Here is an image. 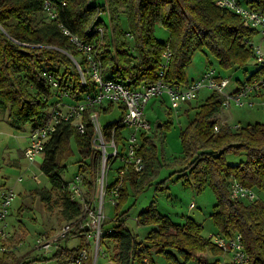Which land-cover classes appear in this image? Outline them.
Wrapping results in <instances>:
<instances>
[{"label": "trees", "instance_id": "16d2710c", "mask_svg": "<svg viewBox=\"0 0 264 264\" xmlns=\"http://www.w3.org/2000/svg\"><path fill=\"white\" fill-rule=\"evenodd\" d=\"M51 1L63 26L86 42L95 43L102 77L133 90L157 80L165 43H169L172 56L163 82L170 86H188L186 70L196 52L204 53L208 67L213 61L217 64L216 72L221 78H224L221 71L244 70L250 61L253 62L245 41L252 39L256 32L244 27L234 13L216 7L214 0ZM120 7L125 9V32L119 25ZM253 8L264 12V0H258ZM107 10L110 28L104 20ZM157 23L169 31L166 41L155 37ZM98 29H101V35ZM127 36L132 38V44L127 42ZM69 55L78 59L79 52L43 12L42 0H0V113L7 114L13 128L43 126L49 117L48 108L57 96L62 101L56 103L71 99L75 104L87 92L95 91L94 84L89 81L86 87L81 86L79 73ZM255 66L246 82L264 74V67ZM49 77L55 80L56 89L52 88ZM63 92L68 97L63 98ZM113 108L108 105L99 111L111 112ZM192 109H195L192 119L180 132L183 153L189 160L179 171L178 178H184V183L196 192L209 186L216 198L210 214L215 233L225 237L241 234L251 264H264V200L235 201L229 196L232 179L252 188L258 195H264V123L236 125V129L221 123L222 96L216 93L197 109ZM93 110L87 109L84 114V134H79L70 124H61L44 146L40 171L46 177L49 189H37L33 195L38 196L48 209L58 207L59 217L64 222L77 218L82 212L81 206L71 202L63 188L66 181L62 175L72 154L71 142L81 156L76 162L79 172L86 168L89 174L90 168L96 165L94 129L88 119ZM116 123L102 127L104 136H109ZM218 125L215 132L214 127ZM124 133L122 127L114 131L118 143ZM142 139L140 154L147 163L156 160L153 138ZM84 156L87 159H83ZM228 156L236 158V162H228ZM148 165L139 175L128 174L115 206L114 220L104 230V243L112 242V264H143L144 259L152 264L153 254L176 261L170 251L176 252L184 261L198 258L199 264H221L218 260L204 262L198 257L208 252L216 258L225 254L201 235L200 224L191 218L182 224L175 223L167 215L160 214L153 202L135 218L138 227L149 228L144 237H138L126 226L127 211H119L127 202L128 185H136L138 193L142 192ZM136 177H141L139 182L133 181ZM84 181L89 191L91 180L85 178ZM105 224L104 221L103 228ZM74 237L81 238V232L72 233L63 242ZM69 253L64 247L49 257L17 256L12 252L0 255V264H67L64 260ZM91 263L90 258L86 264Z\"/></svg>", "mask_w": 264, "mask_h": 264}, {"label": "built area", "instance_id": "2783aa9c", "mask_svg": "<svg viewBox=\"0 0 264 264\" xmlns=\"http://www.w3.org/2000/svg\"><path fill=\"white\" fill-rule=\"evenodd\" d=\"M258 0H214L216 7L230 11L237 15L243 26L254 30L256 34L264 37V12L253 8ZM43 12L56 23L61 33L68 38L70 44L79 52L78 59L69 57L79 73L80 84L86 87L88 81L94 84V92H87L83 99L75 104L60 103L50 111L48 120L43 126L32 129L29 134V144L24 151V157L29 163H34L39 156L44 155V146L56 128L61 124H70L76 128L79 134L85 133L83 120L87 109H95L88 114V119L94 129V147L97 150L98 170H90L89 174L78 173L63 185L69 200L81 206V214L64 222L54 233L46 238L36 240L35 251L48 254L61 250L63 241L74 232H81L82 245L70 264H86L90 258L97 260L106 253L101 249V238L104 234L103 204L106 196L116 206L120 192L128 174H141L147 165L140 154V138L148 137L152 131L151 124L147 121L144 109L146 104L163 95L168 97L171 108L176 109L181 104H186L196 99L203 88L222 96V107L229 108L231 103L238 106L253 107V98H259L264 93V74L254 78L250 82H244L235 91L227 92L228 78H221L214 68L208 67L197 79L191 81L188 86H170L163 82V75L168 68L172 52L169 43L163 46L159 61L158 78L153 84L141 86L139 89H131L123 83L104 79L101 74V61L95 49V43L86 42L82 38L72 34L68 28L59 21L51 0H42ZM99 35L101 29H98ZM251 52L254 64L264 67V50L254 43L252 39L245 41ZM53 89L56 82L48 78ZM63 98L68 97L62 93ZM253 97V98H252ZM113 105L121 111V117L111 130L109 136H104L102 126L99 123L100 108ZM264 107V102L261 103ZM107 114L109 112H106ZM104 113V114H106ZM124 128L120 143L116 141L114 131ZM237 127L234 126L233 129ZM218 130L217 127L214 129ZM120 161L116 169L115 179L109 181L108 172L115 161ZM85 178L92 180V190L88 191ZM38 183V178L34 177ZM21 179H18L20 182ZM229 196L231 200L255 202L260 200L258 194L250 187L244 186L236 179L229 182ZM0 255L14 252L15 246L8 230L7 218L9 209L15 200L16 194L11 189L5 190L0 195ZM193 205L191 204V207ZM111 232V230H108ZM208 240L217 248L227 253L232 264H251L249 255L245 252L241 234L234 233L225 237L215 233ZM90 248L92 252H90ZM148 264L147 260L142 261Z\"/></svg>", "mask_w": 264, "mask_h": 264}, {"label": "rangeland", "instance_id": "374dc122", "mask_svg": "<svg viewBox=\"0 0 264 264\" xmlns=\"http://www.w3.org/2000/svg\"><path fill=\"white\" fill-rule=\"evenodd\" d=\"M124 10V7L119 8V25L123 32L127 31L126 18L123 16ZM104 20L105 24L110 28L111 24L108 18V10ZM154 35L159 41H166L169 36V31L158 23L154 26ZM253 38H255L254 42L257 43L256 41L261 39V36L255 34ZM126 39L129 44L133 43L132 38L129 36H127ZM260 45L264 48V43H261ZM206 63L207 58L203 52H196L194 54L189 66V68H196L195 73L193 72V77H195L201 69H204ZM211 67L215 70L218 68L214 61ZM255 67L254 62L250 61L244 70L237 69L231 72L221 71L220 74H222V77L228 78L230 84L233 85L237 79L240 82H245L249 74L255 70ZM58 69L60 72L63 71L62 68ZM231 85H229L227 89L228 91L232 88ZM212 93L213 92L211 90L203 88L196 99L191 102L189 113L185 112V110L189 108V104H182L176 109L171 108L166 95H163L162 98L164 102L162 101V103L160 102L161 99H152L146 104L144 114L147 121L152 126L151 133L153 136V143L156 146L158 154L157 172H155V162L152 168L147 167V172L150 175L146 176L142 182L141 186L145 188L142 192L138 193L139 188L136 185H129L128 194H131V196L119 211V213L127 211L125 214L126 226L133 230L138 237H144L149 228L142 226L138 227L135 221L136 215L152 202L155 204L156 209L160 214L167 215L175 223L182 224L188 218L194 219L202 226L201 235L205 239H208L210 235L215 234L216 230L213 227L210 218V214L213 212V207L216 203L214 192L209 186H205L200 192H196L184 183V178H178L180 176L179 171L185 167L189 160L187 155L183 153L180 132L185 129L195 113V109H192V107L197 109V107L202 105ZM58 100L62 101L61 97L57 96L56 100H53L52 106L50 105L48 110L51 111L53 108L57 107L60 104L58 103ZM56 101L58 102L56 103ZM63 102L67 105L74 103L71 99L64 100ZM252 102L253 107L250 108L246 106L240 107L234 103H231L229 108H222V112L228 120L227 125L234 126L236 124L240 127H244L255 123H264V107L261 106V103L264 102V93H261L260 97ZM229 113H231L230 119H228ZM1 114L5 115L6 113ZM121 116V111L117 107H114L108 114L100 113L98 119L100 125L103 127L106 124L117 122ZM158 124L162 125V127L158 128ZM30 127V125L23 126L21 132L28 133ZM15 144L16 142H14V145ZM71 145L72 154L68 158L67 170L62 175V178L65 181L72 179L75 175L80 173L76 162L80 161L81 156L78 153L75 144L71 142ZM6 157L5 160H7ZM83 159L87 158L84 156ZM227 160L230 163L236 162V158L231 156H228ZM36 162L38 163L31 165L24 159H20V167H8L2 171H6V177H8L7 180L9 181L8 182L5 179L6 183L13 184L18 178L22 179L17 187L18 194H16V198L9 209V215L7 218L8 230L12 227V230L14 231L11 235V240L15 246L14 253L17 256H37L34 249L36 240L46 238V236L51 235L64 222L59 217L58 207H54L52 209L45 207L44 213L41 210L42 204L38 199H34V195L24 196L23 191L26 186L31 189H37L43 186L48 187L47 179L39 168L42 161L36 160ZM97 163L98 162H96L95 166L90 168L91 171L98 170ZM148 164H150V162H148L147 165ZM119 165L120 161L118 160L113 163L111 170L108 172L109 181H113L115 179L116 169ZM85 170L87 169L85 168ZM85 170L83 168L81 173L87 174ZM34 177L38 178L39 184L35 182ZM163 187L165 189H163ZM5 190L2 188L0 195ZM91 190L92 185L90 186V191ZM258 197L264 200V195H258ZM25 198H27L30 203L28 207H24L26 205ZM31 199L34 202L31 203ZM191 204L193 205L192 207ZM22 205L24 206L22 207ZM19 208L20 210L18 211ZM103 213L105 216L104 221L106 222L105 227L103 228L104 231L106 228L110 227L115 217V206L111 203L109 196L105 197ZM43 228H45V232H43ZM103 240L104 238L102 236L101 249L106 252L107 255L104 257L100 255L95 262L94 259L91 258V264H112V260L110 258L112 256V242L106 241L108 242L107 246L106 242L104 243ZM82 241L83 240L76 237L70 240L68 246L71 247L73 245L83 243ZM30 249L35 253L33 251L28 253V250ZM90 252H92L91 248ZM41 255L49 257L53 255V253H41ZM205 255L206 256H204V254H199L198 257L204 262H215L216 260H218L221 264L231 262L230 257L227 254H219L217 255V258L212 256L210 252ZM67 258L69 259V257H66V260H64L65 262H67ZM197 259L198 258H193L191 260L184 261L181 257H179V263H176L177 261L167 260L164 257L159 258L157 255L152 257L153 264H199ZM49 264H55V262H50Z\"/></svg>", "mask_w": 264, "mask_h": 264}, {"label": "crops", "instance_id": "0c3cea01", "mask_svg": "<svg viewBox=\"0 0 264 264\" xmlns=\"http://www.w3.org/2000/svg\"><path fill=\"white\" fill-rule=\"evenodd\" d=\"M97 2L98 3H102V0H97ZM158 24V23H157ZM256 38V37H255ZM255 38H253L252 40L254 41V39ZM259 41V42H258ZM257 43L256 44H258V45H260L261 43H264V37H261V39H259V40H257L256 41ZM255 43V42H254ZM261 46V45H260ZM262 48V47H261ZM262 50H264V48H262ZM194 56V55H193ZM208 68V65H207V63L205 64V66H204V69H201V71H199L198 73H197V75L195 76V77H193V74L195 73V71H196V68H188L187 70H186V76H187V79L189 80V82H191V81H193V80H195L196 78H198L206 69ZM194 72V73H193ZM226 72H231V71H226ZM222 75V74H221ZM231 76V75H230ZM237 82V83H236ZM236 82H234V84L233 85H231L230 83H229V85H231L232 86V88L230 89V91L229 92H233V91H235L240 85H242V83H244V82H240L238 79H237V81ZM163 97V96H162ZM162 97H160V98H156V99H161L160 100V102L162 103V101L164 102V100H163V98ZM253 98V97H252ZM256 99H258V98H253V100H256ZM169 101V100H168ZM182 105V104H181ZM183 105H185V104H183ZM188 105V104H187ZM189 110H190V104H189V108H188ZM188 109H186L185 110V112L186 113H189L190 111L188 110ZM223 110V109H222ZM222 110H221V112H220V114H219V118H220V121H221V123H226L227 124V122H228V120H227V117L223 114V112H222ZM8 116H7V114H5V115H2L1 113H0V191H1V189L3 188L4 190L6 189V190H8V189H11V190H13L14 191V194H18V192H17V187H18V185L20 184V182L22 181V179L21 178H18V179H21V181L20 182H18V179L17 180H15L14 181V183L13 184H11V183H6L5 182V179L7 180V178L8 177H6V171L5 172H2L4 169H6V168H8V167H14V166H17V167H20L21 166V163H19V160L21 159V160H25V158H24V150L26 149V147L28 146V144H29V133H30V131H31V127H30V130L28 131V133H22L21 132V129H22V127H20V128H13L11 125H10V123H9V120H8V118H7ZM231 118V113H229V117H228V119H230ZM234 126H236V124L234 125ZM237 126H239V125H237ZM157 127L158 128H160V127H162V125H160V124H158L157 125ZM149 138H153V136L151 135V136H149ZM14 142H16V144L14 145ZM142 142H143V139H141L140 138V146L142 145ZM6 155H7V157H6ZM5 157L7 158V160H5ZM37 160H39V161H42L43 160V157L42 156H39L38 157V159ZM26 161V160H25ZM150 162V164L148 165V167L149 168H152V166H154V162H155V165L156 166H154L155 167V172H157V164H158V154H157V159L156 160H152V161H149ZM35 163H38V162H34L33 164H35ZM42 163V162H41ZM32 165V164H31ZM41 165V164H40ZM40 165H39V168H40ZM160 165V164H159ZM26 170V169H25ZM146 174H147V176L148 175H150L148 172H146ZM140 178L141 177H136L133 181H135L136 180V182H139L140 181ZM8 181V180H7ZM9 182V181H8ZM36 182V181H35ZM48 182V181H47ZM37 183V182H36ZM11 184V185H10ZM37 184H39V181H38V183ZM42 184V183H41ZM128 187H130L129 185H128ZM41 188H47V189H49V184H48V187H45V186H43V187H41ZM41 188H37V189H41ZM37 189H31V188H29V187H25V190L23 191V193H24V196L25 195H31V196H33V194H34V192L37 190ZM163 189H165L164 187H163ZM20 195V194H19ZM130 196H131V194H128V199L130 198ZM34 197V199H38L39 200V202L42 204L41 205V210L45 213V205H44V203L39 199V197L38 196H33ZM16 198V197H15ZM26 199V205L24 206V205H22V207L24 206V207H28V205H30V203H29V201L27 200V198H25ZM128 199H127V201H128ZM119 200V199H118ZM32 202H34L32 199H31V203ZM21 208V207H20ZM20 208L18 209V211L20 210ZM18 211H17V215H18ZM64 223V222H63ZM62 223V224H63ZM61 224V225H62ZM10 227V226H9ZM9 231H10V233H11V235L13 234V230H12V227L11 228H9ZM43 232H45V228H43ZM42 233V232H41ZM49 236V235H48ZM47 237V236H46ZM74 238H76V237H74ZM74 238H71V239H74ZM70 239V240H71ZM81 239V238H80ZM70 240L68 241V242H63L62 243V245H61V247L63 248H67L69 251H70V253H69V255L67 256V257H69V259L67 258V264H70V262L72 261V259L74 258V256L76 255V253H77V251H78V248H79V246L82 244V243H80V244H77V245H73V246H71V247H69L68 246V244H69V242H70ZM33 250H28V253H30V252H32ZM34 252V251H33ZM36 252V254L37 255H39V256H41V253H39V252H37V251H35ZM34 252V253H35ZM174 256H175V258H176V263H179V260H178V255H177V253L176 252H174V251H170ZM225 254H227V253H225ZM35 255V254H34ZM154 255H157V254H153V256ZM201 255V254H200ZM228 255V254H227ZM19 256V255H18ZM45 256V255H44ZM152 256V257H153ZM159 258L160 257H163L162 255H157ZM199 256V255H198ZM204 256H206V255H204ZM229 256V255H228ZM45 257H47V256H45ZM66 260V259H65ZM197 261H198V259H197ZM230 261H231V259H230ZM229 263H231V262H229ZM152 264H153V260H152Z\"/></svg>", "mask_w": 264, "mask_h": 264}, {"label": "bare ground", "instance_id": "6f19581e", "mask_svg": "<svg viewBox=\"0 0 264 264\" xmlns=\"http://www.w3.org/2000/svg\"><path fill=\"white\" fill-rule=\"evenodd\" d=\"M100 34H101V32H100ZM72 61H73V60H72ZM73 63H74V62H73ZM191 102H192V101H191ZM191 102H188V103H186V104H190ZM61 103H63V102H61ZM222 108H223V107H222ZM49 114H50V112H49ZM215 127L219 128V126H215ZM215 127H214V129H215ZM230 127L233 128L234 126H230ZM31 131H32V130H31ZM31 131H30V132H31ZM217 131H218V130H217ZM151 132H152V131H151ZM215 132H216V131H215ZM29 134H30V133H29ZM151 135H152V133L149 134V136H151ZM149 136H148V137H149ZM28 138H29V137H28ZM45 144H46V143H45ZM27 147H28V146H27ZM27 147H26V148H27ZM24 151H25V150H24ZM24 158H25V157H24ZM25 160H26V159H25ZM26 161H27V160H26ZM27 162H28V161H27ZM96 162H98V161L96 160ZM28 163H29V162H28ZM29 164H33V163H29ZM97 164H98V163H97ZM70 180H71V179H70ZM67 181H69V180H66V182H67ZM85 185H86V184H85ZM92 186H93V183H92ZM86 187H87V185H86ZM87 188H88V187H87ZM89 190H90V189H89ZM122 190H123V189H122ZM121 192H122V191H121ZM121 192H120V194H121ZM142 261H143V260H142ZM147 263H148V262H147Z\"/></svg>", "mask_w": 264, "mask_h": 264}]
</instances>
